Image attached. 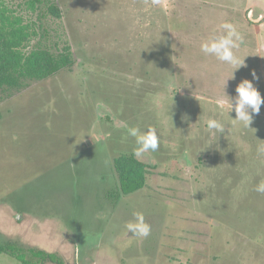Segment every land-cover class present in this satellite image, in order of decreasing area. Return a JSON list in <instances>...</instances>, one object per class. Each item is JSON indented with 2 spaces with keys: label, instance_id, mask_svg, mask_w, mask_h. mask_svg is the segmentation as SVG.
<instances>
[{
  "label": "rangeland",
  "instance_id": "rangeland-1",
  "mask_svg": "<svg viewBox=\"0 0 264 264\" xmlns=\"http://www.w3.org/2000/svg\"><path fill=\"white\" fill-rule=\"evenodd\" d=\"M55 1L62 19L0 0L27 36L22 52L70 46L77 60L2 95L0 246L16 244L33 264L32 250L63 264H197V253L203 264H264V105L250 129L233 127L227 97L244 79L264 97V21L248 19L264 1ZM224 22L244 35L239 70L200 50ZM210 118L225 121L224 134L206 130ZM130 126H156L161 145L139 158L149 186L118 200L113 159L132 153ZM134 212L148 237L126 231ZM0 264L22 262L0 253Z\"/></svg>",
  "mask_w": 264,
  "mask_h": 264
},
{
  "label": "trees",
  "instance_id": "trees-1",
  "mask_svg": "<svg viewBox=\"0 0 264 264\" xmlns=\"http://www.w3.org/2000/svg\"><path fill=\"white\" fill-rule=\"evenodd\" d=\"M32 5H43L45 12L55 18L62 19V11L55 0H31ZM27 36L18 27L6 22L0 15V105L2 95L13 90H20L30 82L45 81L64 71L71 70L77 63L70 46L64 52L54 53L50 48H39L29 54L22 52V45ZM113 169L117 183L112 197L128 196L149 186L151 166L135 158L132 153L123 154L113 159ZM38 259L36 264L49 260L53 264H63L57 255L30 251ZM0 253L8 254L22 264H33L26 258V251L14 243L0 246Z\"/></svg>",
  "mask_w": 264,
  "mask_h": 264
},
{
  "label": "clouds",
  "instance_id": "clouds-1",
  "mask_svg": "<svg viewBox=\"0 0 264 264\" xmlns=\"http://www.w3.org/2000/svg\"><path fill=\"white\" fill-rule=\"evenodd\" d=\"M153 5H159L161 0H152ZM255 13L252 10L248 12V19L252 23L259 24L264 21V13L260 14L257 19H254ZM264 26V25H262ZM223 33L213 35L206 41L200 44V50L206 56H213L217 60L223 62L233 69H240L245 64L237 52L244 43V35L238 30V26L232 22H224L220 25ZM253 79H259L256 72H252ZM235 97L229 98V119L234 127L237 122L244 128L250 129L253 123V116L259 114L261 106L264 105V97L254 86L253 82L248 79L242 80L236 87ZM218 103L223 104V99H218ZM235 112V118H232L231 113ZM223 116V113H220ZM173 119V118H172ZM186 119V117H185ZM228 125L221 118H210L206 124V130L210 134H224ZM127 134L135 139V147L132 150V155L139 159L144 154L156 152L161 145V136L156 126H148L146 130H142L139 126H130L127 129ZM190 135V133H189ZM264 152V146L258 149ZM255 191L264 193V181L259 183ZM19 219V215L16 217ZM128 233H133L135 237L146 238L150 235L151 228L145 222L143 212H134L133 220L124 225Z\"/></svg>",
  "mask_w": 264,
  "mask_h": 264
},
{
  "label": "crops",
  "instance_id": "crops-1",
  "mask_svg": "<svg viewBox=\"0 0 264 264\" xmlns=\"http://www.w3.org/2000/svg\"><path fill=\"white\" fill-rule=\"evenodd\" d=\"M263 1H264V0H263ZM195 257H196V259H197V257H199V259H200V258L203 259V255H202L201 253H199V254L197 253ZM202 259H201V262H200V263L197 262V264H203Z\"/></svg>",
  "mask_w": 264,
  "mask_h": 264
}]
</instances>
